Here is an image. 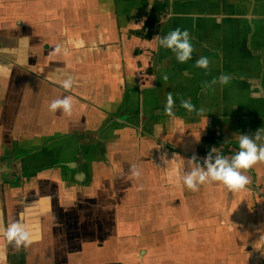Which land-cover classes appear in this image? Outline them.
<instances>
[{
	"label": "crops",
	"instance_id": "1",
	"mask_svg": "<svg viewBox=\"0 0 264 264\" xmlns=\"http://www.w3.org/2000/svg\"><path fill=\"white\" fill-rule=\"evenodd\" d=\"M177 28L185 63L155 38ZM252 82L264 0H0V264H264V163L241 191L183 184L192 157L264 129ZM65 96L71 115L49 110Z\"/></svg>",
	"mask_w": 264,
	"mask_h": 264
},
{
	"label": "clouds",
	"instance_id": "2",
	"mask_svg": "<svg viewBox=\"0 0 264 264\" xmlns=\"http://www.w3.org/2000/svg\"><path fill=\"white\" fill-rule=\"evenodd\" d=\"M155 38H159L160 46L170 49L175 54L178 62L185 63L192 59L194 48L190 33L187 30L182 31L177 28L163 37ZM196 65L207 69L209 60L207 57H200L196 61ZM230 79L231 77L228 75H221L219 83L227 85ZM252 84L254 89L252 95L254 98L264 95V86L259 82H252ZM61 86L65 90H70L73 86V81L69 78ZM256 89H259V91H256ZM174 105L173 95L169 93L167 102L164 105L166 114L170 116L174 114L172 111ZM182 106L189 111L195 110L190 101H183ZM72 107V98L65 96L52 100L49 110L52 112L61 110L63 113L71 115ZM200 112H203V109ZM235 140L238 143L239 150L231 157L223 155L216 148H212L203 158L192 157L190 161L195 166L184 174L183 184L192 191H197L199 186L213 182L225 185L231 192L244 190L251 183L250 178L245 174L247 170L258 163H264V129L258 130L254 135L236 134ZM130 173L136 178L140 176V171L135 166L130 169ZM3 234L15 248H26L33 243L30 228L19 221L8 224L3 230Z\"/></svg>",
	"mask_w": 264,
	"mask_h": 264
},
{
	"label": "trees",
	"instance_id": "3",
	"mask_svg": "<svg viewBox=\"0 0 264 264\" xmlns=\"http://www.w3.org/2000/svg\"><path fill=\"white\" fill-rule=\"evenodd\" d=\"M151 20V19H150ZM155 20V19H154ZM152 21L153 20H151V24H152ZM216 143H218V141H215ZM223 144L224 145V150L223 151H221L220 153H222L223 155H227V154H231V156L235 153V152H237L238 151V149L237 148H235V147H233L232 146V144H230V143H224V141H219V144Z\"/></svg>",
	"mask_w": 264,
	"mask_h": 264
}]
</instances>
